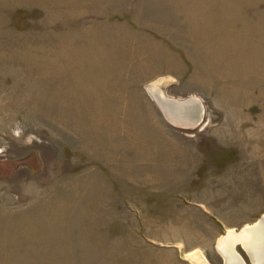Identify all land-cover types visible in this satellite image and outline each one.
<instances>
[{"label": "rangeland", "instance_id": "1", "mask_svg": "<svg viewBox=\"0 0 264 264\" xmlns=\"http://www.w3.org/2000/svg\"><path fill=\"white\" fill-rule=\"evenodd\" d=\"M263 216L264 0H0V264H224Z\"/></svg>", "mask_w": 264, "mask_h": 264}, {"label": "bare ground", "instance_id": "2", "mask_svg": "<svg viewBox=\"0 0 264 264\" xmlns=\"http://www.w3.org/2000/svg\"><path fill=\"white\" fill-rule=\"evenodd\" d=\"M154 97L159 103L166 99L157 93ZM238 242L250 254L252 264H264V216L263 219L252 226L243 228L239 233L227 232L226 237L219 241L218 249L225 260L224 264H244L233 250L234 244ZM198 257L195 258L194 263L204 264V261L202 262Z\"/></svg>", "mask_w": 264, "mask_h": 264}, {"label": "water", "instance_id": "3", "mask_svg": "<svg viewBox=\"0 0 264 264\" xmlns=\"http://www.w3.org/2000/svg\"><path fill=\"white\" fill-rule=\"evenodd\" d=\"M158 106L165 117L177 126L192 127L202 121L203 108L198 99L175 100L166 98L158 103ZM216 224L224 232L223 226L218 221ZM180 258L186 259L183 253H180Z\"/></svg>", "mask_w": 264, "mask_h": 264}]
</instances>
